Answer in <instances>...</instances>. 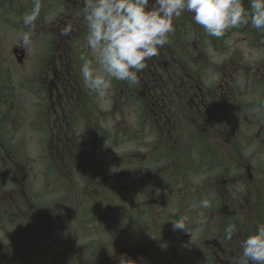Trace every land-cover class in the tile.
<instances>
[{"label":"flooded vegetation","instance_id":"af4514ba","mask_svg":"<svg viewBox=\"0 0 264 264\" xmlns=\"http://www.w3.org/2000/svg\"><path fill=\"white\" fill-rule=\"evenodd\" d=\"M28 1L32 7V0ZM61 4L62 11L66 12L65 16L58 17L54 26L52 22L48 27V33L54 35L48 42L47 52L39 58L33 77V93L37 99L34 114L36 122L27 120L25 123V126H36L33 131L39 135L48 133L45 148H39L38 169L31 167V164L25 165L23 161L15 164V157L19 158L29 152L25 142L20 140L24 138H17L25 127L23 125L27 116L24 115V109L14 101L0 100V231L12 239L15 235L20 236L17 242L12 240L10 245L1 247V250L14 249L20 252V261L23 263L30 258L24 249L32 250L34 247L35 252L39 253L36 256L37 262L32 261L35 264H41V261L49 264H119L120 257L125 254L137 264H168L170 251H175L170 247V250L164 248L163 244L168 237L190 230L191 223H194L193 227L204 228V232H209L211 220L216 219L220 222V234L199 235L198 243L194 246V262L232 264L233 259L241 255L240 242L253 234L257 225L264 224V180L258 176L261 172L259 161L242 166L245 169L238 176L243 177L246 173L242 179L219 180L214 175L206 180L187 179L176 181V184L169 181L164 195L154 196L155 200L161 199L160 204L157 203L156 208L149 210L144 207V196H121V199L130 200L133 204L128 207L130 212L124 215V212L121 213L124 206L118 207L119 196L100 195V192L97 195V191L91 188L100 186V183L90 179L89 170L90 166L95 167L96 171L105 170L104 165L89 164V154L86 152L85 163L75 165L74 160L82 155H79V149L72 146L75 136H67L71 127L73 128L74 115L90 117V108L85 104V95L89 90L80 83V69L84 62L82 58L89 59L86 53L89 49L78 45L80 40H86L87 29L82 11L84 5L83 0H63ZM17 8L24 10L20 5ZM41 17L42 13L37 20L40 24ZM65 29L68 31L65 32ZM41 37V32L35 35L37 40ZM57 40L59 43H56ZM13 53L19 64L26 61L28 51L25 46L13 48ZM46 54L48 57H44ZM180 54L175 56L168 46H164L157 56L146 61V77L148 104L152 113L157 109V121L164 130L161 138L167 147L178 148L175 153L167 148L166 158L168 160L174 154L175 157L179 156L180 177L186 178L197 167V160L196 163L193 162V167L190 166V161L191 155L195 156L200 147V136L203 137L202 119L212 122L216 117H206L204 112V108H214L211 101L214 92L209 89L203 92L198 82L193 83L189 68L185 66L184 56ZM43 59L48 60V64L41 73ZM156 71L163 72L161 83L152 81V75ZM186 79L188 83H192L186 86ZM1 80L0 78V86L3 84ZM183 86L193 88L194 91V87H197L203 99L197 91L192 105H189V95L187 99L185 94L182 97ZM42 91L48 93L44 101L41 99ZM171 91L178 92V96L182 98L179 102L183 106L179 107V111L167 102ZM45 114L48 119L41 121ZM42 122L47 123L46 128H42ZM186 122H192L195 129L193 143L188 146L183 144L187 137ZM15 139L18 141H14ZM259 152L263 153L264 150ZM259 152L252 154L264 155ZM96 175H92V178ZM74 178L81 185L85 184L81 188L84 195L80 191L83 195L79 203L82 207L80 224L75 229L85 240L84 243L73 238L72 219L74 214H78L72 209L75 200L72 191ZM45 181L50 183L49 187L54 191V196L48 201L43 200L46 197L42 195V189H46L42 188V183L46 185ZM75 183L78 185V182ZM135 199L141 203L137 205L134 203L137 201ZM204 199L209 202L206 208L200 206ZM173 204L177 206L174 207ZM181 216L184 218L185 230L170 229L168 225L158 226V220L162 225L163 221H172ZM123 220H127L129 224L121 228ZM229 224L236 225L231 240L225 236V229ZM42 228L49 233L46 240L50 245L44 250L45 253L43 249L47 246L40 245L42 237L38 234ZM145 232L147 234L141 237ZM71 233V241H68ZM110 233H113V239L108 242ZM36 243H39L38 248Z\"/></svg>","mask_w":264,"mask_h":264},{"label":"rangeland","instance_id":"374dc122","mask_svg":"<svg viewBox=\"0 0 264 264\" xmlns=\"http://www.w3.org/2000/svg\"><path fill=\"white\" fill-rule=\"evenodd\" d=\"M62 1L42 0L41 24L38 21L35 22V29L31 33V50L29 51L27 48L26 61L19 64L13 53V48L23 45L22 34L29 30L23 24V15L32 7L28 0H0V78L3 83L0 86V100L14 101L13 103L24 109V115L27 118L24 120L23 126L27 120L36 122L34 114L37 99L36 94L33 93V77L39 65V58H42L43 53L47 52L48 42L54 35L48 33V27L52 22V26H54L55 19L58 17L65 16L66 12H63L61 7ZM17 5L23 7L24 10H18ZM174 29V32L169 36V43L165 46H168L175 56L178 53L184 56L185 66L189 68V74H191L194 84L198 82L197 84L202 86L203 92L208 89L214 92L211 101L215 109L204 108V112L206 117L216 118L212 122L202 119L201 124L202 136L211 148L206 143L204 146L200 144L195 154L197 167L193 168L192 174L186 178L180 177L179 156L175 157L174 154L167 160L165 155L167 148L171 152H176L178 148L165 145L166 142L161 138L159 128L155 124L152 111L148 106V91L145 89L147 88L145 81L148 83L147 65L143 72L138 73L139 82L137 84L129 85L126 81L113 80L111 89L103 97L90 90L84 84L83 79L80 81L83 87L89 90L85 95L87 99L85 104L90 108V117L82 118L80 115L78 117L74 115L73 128L71 127V132L67 135L75 136L76 140H73L72 146L79 149V155H82L74 160V164L81 165L85 162L87 157L85 152L89 154L88 162L95 159L99 161L96 164L104 162L106 173L102 174L101 170L98 173L95 167L90 166V179H92V175L99 174L94 177L96 182L101 181L100 183L104 184L106 189L114 186L113 194L120 197L117 200L119 201L118 207L124 206L121 211L122 214L124 212V215L130 212L128 207L133 204L130 200L121 199V196L133 195L131 191H128L127 186L132 184V181L137 183L147 181V184L134 195L146 197L144 207L149 210V208H156L157 203L160 204L161 199L155 200L154 196L164 195L165 186L169 181L176 184V181L187 179L206 180L209 179L211 173L219 180L242 179L246 175L244 172L243 177H238L245 169L242 166L249 162L255 164L256 161H259L261 169L260 175H258L259 179L264 180V155L259 156L257 153L254 156L252 154L255 151L264 150V33L252 28L249 24L228 30L224 37H210L200 25L194 22L193 14L187 12L174 20ZM39 32L43 37L37 40L35 35ZM58 41L56 43H59ZM78 45L87 49L86 40H80ZM86 53L91 59L90 51ZM45 56L48 57L47 54ZM47 64L48 60L43 59L41 73ZM161 73L163 72H154L152 81L157 80L161 83ZM186 82V86L192 83V81L188 83L187 79ZM186 86H183L182 97L185 94V99H187L189 95V105H192L194 94L197 93L198 88L194 87V91L193 88L187 89ZM199 94L203 99L202 94L200 92ZM47 95L48 93L41 92L42 101L47 99ZM181 99L178 92L171 91L167 102L173 109L179 111V107L183 106L179 102ZM226 109H229L230 117L225 115ZM156 112L157 109L154 110V115ZM158 112H160L159 109ZM45 119H48L46 114L43 115L41 121ZM185 125L187 131L185 140L188 145L193 141L195 129L192 122H186ZM41 126L46 128L47 123L42 122ZM35 128L37 127L27 125L17 135V138H24L20 140L25 142L24 145H27L29 152L19 158L15 157V164L23 161L25 165L31 164V167L39 168L37 163H39L40 149L45 148L44 142L48 133L39 135L33 131ZM201 138L200 136V140ZM52 142H54L53 139ZM63 142L66 143V140ZM99 152L100 155H98ZM259 153L263 154L264 152ZM82 157L83 161L81 162ZM254 157L255 159H253ZM40 164L42 165V162ZM129 165H132V170H129ZM190 166L192 167L193 163ZM115 177L116 179L119 177L121 183L114 181ZM83 179L84 177L81 178V180ZM75 182H78V188ZM72 183V191L77 196L75 200L79 201L80 197L84 195L78 196L80 189L85 184L81 185L75 178ZM45 184L47 186L42 183V188H46L42 189V195L46 197L43 200L48 201L51 196H54V191L49 187L48 181H45ZM91 189L97 190L98 187ZM43 190H47V192H43ZM77 190L78 192H76ZM59 192L58 195H60ZM135 200L137 201L134 203L137 205L141 203L138 199ZM172 206L176 207L177 205L173 204ZM80 210H82L81 205L75 203L74 213H78ZM99 211L97 210V212ZM80 217L81 213L73 216V238L82 240L84 243L83 237L75 231L80 224ZM206 223L208 226V222ZM219 223L218 220L212 219L209 232H204V228L197 227V229L193 227L194 223H191L190 230L187 229L165 238L164 248L175 249V251H170L168 264H195L194 246L198 243L199 235H219L221 231ZM128 224L127 220H123L121 228L127 227ZM167 225L173 229L172 221H163L161 225L158 220V226ZM40 232L38 233L42 237L40 245L47 246L43 249V253H45L44 250H47L50 245V242L46 240L49 233L44 228L40 229ZM146 234L145 232L140 236ZM186 234L187 237H185ZM71 235L72 233L68 241H71ZM18 237L20 236L15 235L12 239L0 231V264H35L37 262L36 256L39 253L35 252L34 247L32 250L24 249L30 256L29 259L24 260L25 263L20 261V252H16L14 249L12 251L1 250V247L10 245L9 242L12 240L17 242ZM112 237L113 233L108 234V242L113 239ZM38 244L36 243L37 248ZM41 264L49 263L41 261Z\"/></svg>","mask_w":264,"mask_h":264},{"label":"clouds","instance_id":"9594fccd","mask_svg":"<svg viewBox=\"0 0 264 264\" xmlns=\"http://www.w3.org/2000/svg\"><path fill=\"white\" fill-rule=\"evenodd\" d=\"M86 45L92 58L84 59L81 75L84 84L103 97L112 81L139 82L138 73L146 61L159 54L174 32V20L185 12L210 37L221 38L241 25L264 33V0H83ZM41 0H32V8L23 15L28 31L22 34L23 45L31 50V33L41 13ZM65 32L68 29L64 30ZM201 207H208L204 199ZM174 230H185L184 218L172 220ZM235 224L225 229L231 240ZM241 255L232 264H264V224L240 242ZM119 264H137L122 255Z\"/></svg>","mask_w":264,"mask_h":264},{"label":"trees","instance_id":"16d2710c","mask_svg":"<svg viewBox=\"0 0 264 264\" xmlns=\"http://www.w3.org/2000/svg\"><path fill=\"white\" fill-rule=\"evenodd\" d=\"M246 1V2H245ZM244 3H245V7H248V0H244ZM140 72H143V70L142 71H140ZM145 83H146V87H148V83L145 81ZM146 90H148V88H145ZM148 106H149V104H148ZM149 108L151 109V107L149 106ZM151 111H152V109H151ZM152 114V116H153V120L155 121V124L157 125V127L159 128V132L161 133V136H162V134H163V132H164V130H163V127H162V125H160V123L157 121V117H156V115H154V113H151ZM225 115L226 116H229L230 117V112H229V109H226L225 110ZM194 135V134H193ZM193 140H194V138H193ZM196 142H197V140H196ZM190 143H193V141H191ZM205 143H206V141H205V138L204 137H202L201 138V140H200V144L202 145V146H204L205 145ZM165 144V143H164ZM183 144H186V146H188L187 145V142H186V140H184V143ZM206 145L209 147V148H211L207 143H206ZM184 147H185V145H184ZM207 149V148H206ZM215 154V156H216V152L214 153ZM100 155V154H99ZM190 156V154L188 155V157ZM196 161V158H195V156H193V155H191V161H190V164H192L193 162H195ZM99 161H98V159H95V160H92V162H89V164H93V165H104V162H102V163H100V164H96V163H98ZM83 163H85V162H83ZM131 166L132 165H129V170H132V168H131ZM193 167V166H192ZM148 170H150V169H148ZM98 173H100V171H98ZM101 173L102 174H105L106 173V170H101ZM210 176H214V174L213 173H211V175ZM91 180H94L95 181V179L94 178H92ZM114 181H116L117 183H121V181H120V179H119V177H117V179H116V177H115V179H114ZM113 181V182H114ZM101 182V181H100ZM99 182V183H100ZM147 181H145V182H141V183H137V182H134V181H132V184H129V185H127L128 186V191H131L132 193H133V195H130V196H137V195H134L141 187H143L144 185H146L147 183H146ZM106 183H108V182H106ZM80 187V186H79ZM95 187H98V189L96 190L97 192V195H98V192H100L99 194L100 195H105V196H107V195H114L113 193H114V186L112 185V186H110V187H108L107 189L105 188V186H104V184H101L100 183V186L99 185H97V186H95ZM77 188H78V185H77ZM80 191L83 193V190H81L80 189ZM86 191V190H85ZM84 194V193H83ZM89 194H91V193H89ZM82 194H80V195H78V196H81ZM73 197L74 198H76L77 196H75V192L73 193ZM80 201L81 200H79V201H77V200H74V203H73V208L72 209H74V204L75 203H80ZM81 205V204H80ZM74 211V210H73ZM82 212V210H80V213ZM79 213V212H78Z\"/></svg>","mask_w":264,"mask_h":264}]
</instances>
